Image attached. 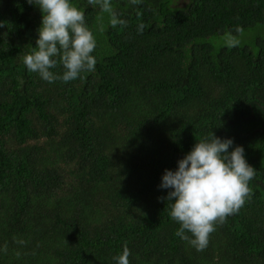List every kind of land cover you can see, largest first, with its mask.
I'll use <instances>...</instances> for the list:
<instances>
[{"label": "trees", "instance_id": "trees-1", "mask_svg": "<svg viewBox=\"0 0 264 264\" xmlns=\"http://www.w3.org/2000/svg\"><path fill=\"white\" fill-rule=\"evenodd\" d=\"M71 2L97 63L49 83L23 63L40 8L0 0V264H264V0H111L116 27ZM213 132L256 172L197 251L160 185Z\"/></svg>", "mask_w": 264, "mask_h": 264}, {"label": "clouds", "instance_id": "clouds-1", "mask_svg": "<svg viewBox=\"0 0 264 264\" xmlns=\"http://www.w3.org/2000/svg\"><path fill=\"white\" fill-rule=\"evenodd\" d=\"M28 3L35 4L42 12L36 47L23 57L28 71L49 83L56 80L68 83L80 78L82 72L94 71L97 61L93 52L97 42L86 25L84 12L71 0H28ZM88 3L94 7L99 5L108 13L112 27L126 24L118 18L111 0H88ZM58 64L63 66L62 75L51 71ZM232 145V139H221L213 132L211 138L197 141L178 161L176 171L166 169L162 176L160 187L170 191L161 199L173 202L170 217L179 224L175 235L197 251L207 247L216 226L236 214L251 193L249 181L256 170L247 162L244 148L236 146L229 151ZM186 233H191V237ZM130 255L125 244L113 259L116 264H130Z\"/></svg>", "mask_w": 264, "mask_h": 264}]
</instances>
